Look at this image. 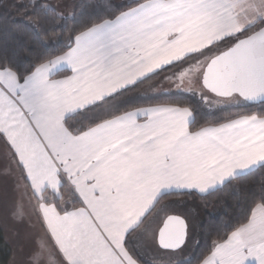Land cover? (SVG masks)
<instances>
[{"label": "snow or ice", "instance_id": "obj_1", "mask_svg": "<svg viewBox=\"0 0 264 264\" xmlns=\"http://www.w3.org/2000/svg\"><path fill=\"white\" fill-rule=\"evenodd\" d=\"M12 7L0 163L38 227L11 264H264V180L223 232L168 199L264 174V0Z\"/></svg>", "mask_w": 264, "mask_h": 264}, {"label": "trees", "instance_id": "obj_2", "mask_svg": "<svg viewBox=\"0 0 264 264\" xmlns=\"http://www.w3.org/2000/svg\"><path fill=\"white\" fill-rule=\"evenodd\" d=\"M105 0H84L79 3L82 8L77 9V12L83 10L85 13L96 10V6L103 4ZM126 2H115L124 4ZM20 0H0V49H7L9 52H15L21 59L29 57L31 53L27 50L29 37L21 35L15 31L12 23L16 15V9L12 7L14 4H19ZM236 111V110H233ZM224 115H228L224 113ZM264 180V174L257 173L254 176L248 177L242 182H236L238 188L233 191L232 187L226 188L223 192L213 193L206 197H169L181 198L185 201H194L199 206L200 219L205 221L206 228L210 231L219 229L224 231L225 223H235L241 216L244 207V196L248 188H258L259 182ZM168 198V199H169ZM206 205V207H205ZM215 238V234H213ZM10 257L9 251L4 253V259Z\"/></svg>", "mask_w": 264, "mask_h": 264}, {"label": "rangeland", "instance_id": "obj_3", "mask_svg": "<svg viewBox=\"0 0 264 264\" xmlns=\"http://www.w3.org/2000/svg\"><path fill=\"white\" fill-rule=\"evenodd\" d=\"M84 0H68V3L79 4ZM129 0H115V2H126ZM2 165V164H1ZM3 166V165H2ZM4 168V167H3ZM2 178L0 177V180ZM6 187L0 186V264H11L17 249L18 239L30 228L38 227L34 216L31 214V202L27 197L21 198L19 193H11ZM22 204L25 212L23 222H20L11 215L7 209H11L15 204ZM183 212L198 214L200 218L199 206L194 201H186V204L179 209ZM9 251V259L4 258V253Z\"/></svg>", "mask_w": 264, "mask_h": 264}, {"label": "crops", "instance_id": "obj_4", "mask_svg": "<svg viewBox=\"0 0 264 264\" xmlns=\"http://www.w3.org/2000/svg\"><path fill=\"white\" fill-rule=\"evenodd\" d=\"M1 164L2 163H0V177L2 179L0 180V186L8 188L7 190H10L11 193H19L20 194V192H18L16 190L14 176L12 174H5V170ZM30 195L31 194L29 193V196L27 197L28 199H29ZM179 199H181V198H175V197L169 198V200H179ZM31 203L35 204L36 203L35 199H31Z\"/></svg>", "mask_w": 264, "mask_h": 264}]
</instances>
